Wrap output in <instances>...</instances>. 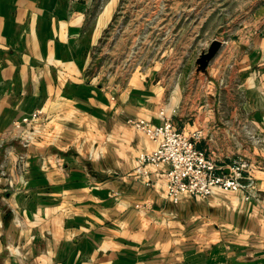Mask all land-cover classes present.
<instances>
[{
  "label": "crops",
  "instance_id": "obj_1",
  "mask_svg": "<svg viewBox=\"0 0 264 264\" xmlns=\"http://www.w3.org/2000/svg\"><path fill=\"white\" fill-rule=\"evenodd\" d=\"M113 2L0 0V264H264V39L221 71L105 78ZM163 109L225 170L252 160L253 196L174 205L168 165L138 176L157 143L128 120L157 126Z\"/></svg>",
  "mask_w": 264,
  "mask_h": 264
},
{
  "label": "rangeland",
  "instance_id": "obj_2",
  "mask_svg": "<svg viewBox=\"0 0 264 264\" xmlns=\"http://www.w3.org/2000/svg\"><path fill=\"white\" fill-rule=\"evenodd\" d=\"M101 2H113L115 11L97 46L94 72L105 78L163 63L168 76L190 62L204 73L221 71L264 39V0Z\"/></svg>",
  "mask_w": 264,
  "mask_h": 264
},
{
  "label": "built area",
  "instance_id": "obj_3",
  "mask_svg": "<svg viewBox=\"0 0 264 264\" xmlns=\"http://www.w3.org/2000/svg\"><path fill=\"white\" fill-rule=\"evenodd\" d=\"M35 113L24 120L30 123L38 117ZM162 122L153 126L144 119H129L128 124L145 133L157 143L150 153H142L138 158L136 174L148 177V167L158 168L168 165L165 191L168 200L179 205L186 195L208 199L215 190L245 192L247 199L253 196L255 180L251 176L254 168L252 160L238 156L227 170L217 164L213 157L205 155L196 147L202 132L185 134L176 130L173 119L161 111ZM22 124L17 123L19 128Z\"/></svg>",
  "mask_w": 264,
  "mask_h": 264
},
{
  "label": "water",
  "instance_id": "obj_4",
  "mask_svg": "<svg viewBox=\"0 0 264 264\" xmlns=\"http://www.w3.org/2000/svg\"><path fill=\"white\" fill-rule=\"evenodd\" d=\"M218 46H219V44H218V43H216V44H213L212 51H214V50H215V47L217 48Z\"/></svg>",
  "mask_w": 264,
  "mask_h": 264
}]
</instances>
